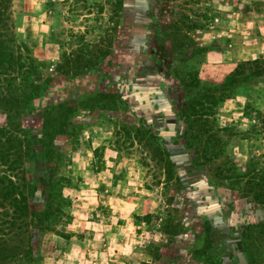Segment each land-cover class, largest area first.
<instances>
[{
	"label": "rangeland",
	"instance_id": "1",
	"mask_svg": "<svg viewBox=\"0 0 264 264\" xmlns=\"http://www.w3.org/2000/svg\"><path fill=\"white\" fill-rule=\"evenodd\" d=\"M10 12L15 40L43 56L23 109L70 107L24 165L29 211L50 212L32 231L42 264H264V82L225 86L236 63L264 58V0ZM52 185L69 197L57 209Z\"/></svg>",
	"mask_w": 264,
	"mask_h": 264
},
{
	"label": "trees",
	"instance_id": "2",
	"mask_svg": "<svg viewBox=\"0 0 264 264\" xmlns=\"http://www.w3.org/2000/svg\"><path fill=\"white\" fill-rule=\"evenodd\" d=\"M10 3L0 0V264H42L44 245L32 231L41 230L37 224L48 220L50 212L29 211L34 186L25 176L24 165L44 152L46 137L57 132L61 115L70 107L62 111L61 104L23 109L27 96L39 84L35 80L42 81L43 56L33 55L25 39L15 40L10 28ZM248 80L264 82V58L236 63L225 77V86ZM221 96H226L225 91ZM56 181L65 188L72 187L69 178L60 176ZM50 192L55 209L68 203L69 197L61 189L57 191L52 185Z\"/></svg>",
	"mask_w": 264,
	"mask_h": 264
}]
</instances>
